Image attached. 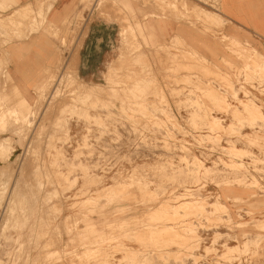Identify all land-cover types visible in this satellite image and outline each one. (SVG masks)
Instances as JSON below:
<instances>
[{"label": "rangeland", "instance_id": "374dc122", "mask_svg": "<svg viewBox=\"0 0 264 264\" xmlns=\"http://www.w3.org/2000/svg\"><path fill=\"white\" fill-rule=\"evenodd\" d=\"M170 1L0 26V264H264V41L219 0ZM90 21L93 74L63 68Z\"/></svg>", "mask_w": 264, "mask_h": 264}, {"label": "crops", "instance_id": "0c3cea01", "mask_svg": "<svg viewBox=\"0 0 264 264\" xmlns=\"http://www.w3.org/2000/svg\"><path fill=\"white\" fill-rule=\"evenodd\" d=\"M36 0H0V14H5L9 10L19 9L24 7L25 5H29L31 11H34V17H36L37 12H42V19L45 17V12L47 13V17L54 20L51 22L54 24V30L57 28H61L59 33L64 32V27L62 26L63 20L71 14L72 10L77 9V3L79 0H39V3L36 6L32 7L33 2ZM79 4V3H78ZM220 5V13L227 18L234 25L241 27L248 32H250L256 39L264 41V0H219ZM30 18L29 22L32 25L33 20ZM56 23V24H55ZM26 24V23H25ZM23 24V25H25ZM108 28V24L103 21H90L87 25L86 32L81 40V45L78 49V54L73 52L69 58L65 59V63L63 64V68L67 67L69 70H74L75 63H77V56L79 60L78 72L82 74H93L92 70H89V67L86 65V60L88 58H94L95 56L92 54H88L93 51L94 53L100 51L98 48L92 50V46L94 43H101L103 38L102 35L98 34L100 31L103 32L104 29ZM174 25L166 26L167 32H172L173 34ZM169 32V33H170ZM55 35V36H56ZM38 36V35H37ZM183 39V38H182ZM64 39L61 36L59 39H46V41L42 44H38L37 47L39 50L37 51V57L40 60H44L48 65H57L60 56L56 52L55 48H59L61 51L62 58V45ZM210 48H217L215 44L207 43ZM83 52H87V55H83ZM76 57V62L71 61V56L74 55ZM61 59V63H62ZM83 60L85 63H83ZM85 64V65H84ZM12 63L7 65V69L12 72L14 69Z\"/></svg>", "mask_w": 264, "mask_h": 264}, {"label": "bare ground", "instance_id": "6f19581e", "mask_svg": "<svg viewBox=\"0 0 264 264\" xmlns=\"http://www.w3.org/2000/svg\"><path fill=\"white\" fill-rule=\"evenodd\" d=\"M183 1V0H182ZM174 2H177V0H174ZM174 2H171L170 1V4L172 3V4H174ZM170 7V6H169ZM28 9H30V6L27 4V5H25L24 7H21V8H19V9H15V11H18L17 13H15V14H13L12 12H11V15H9V14H7L6 15V17H2V19H4V20H0V26L1 25H6V24H9V25H22V23L23 22H25V18H23V16H24V14H27V13H25V10H28ZM12 11H14V10H12ZM31 11V10H30ZM104 13V12H103ZM211 13H205V16H207V17H209V16H211L210 15ZM28 15V14H27ZM25 17V16H24ZM23 19V20H22ZM23 21V22H22ZM64 22H66V21H63V25H64ZM25 24V23H24ZM62 25V26H63ZM123 26V25H122ZM15 27V26H14ZM3 27H1V29H2ZM17 28H18V26H17ZM7 29V28H6ZM56 30H58L59 32L61 31V28L59 27V28H57ZM1 31V30H0ZM2 31H4V30H2ZM57 31V32H58ZM122 33V32H121ZM123 34V33H122ZM126 34V33H125ZM124 34V35H125ZM124 39V38H123ZM127 40V39H126ZM124 41V40H123ZM123 44H125L124 42H122ZM122 45V44H121ZM123 47V46H122ZM121 47V48H122ZM128 46H126V48H127ZM120 48V47H119ZM124 48V47H123ZM120 50V49H119ZM122 50H125V49H122ZM121 52V51H120ZM128 52H130V51H128ZM257 52V51H256ZM122 53V52H121ZM77 54V53H76ZM122 55V54H121ZM126 57V56H125ZM254 58H256V57H254ZM127 59V58H126ZM205 59V58H204ZM121 60V59H120ZM206 60V59H205ZM256 60H257V62H255V63H258V59L256 58ZM71 61L74 63V62H76V57H75V53H74V55H72L71 56ZM116 64V63H115ZM116 66V65H115ZM260 70V69H259ZM235 93V92H234ZM86 97H90V95H87ZM223 102H224V100H223ZM225 103V102H224ZM241 113V114H240ZM237 114H240V118L239 119H237ZM236 114V116L234 117L235 119H237V120H240V119H244L245 117H247V119H251V118H253V117H255V116H261V112L259 111V109L255 106V105H250V106H245V107H243L241 110H239L238 111V113ZM219 127H221V126H219ZM214 128V127H213ZM231 132V130H229L228 131V134ZM229 140V139H228ZM9 141V140H8ZM230 141V140H229ZM0 142H1V140H0ZM10 142V141H9ZM6 145V144H5ZM4 147H2L1 149H3ZM6 148V147H5ZM8 148V151H9V147H7ZM6 150V149H5ZM4 149L2 150V152L3 151H5ZM1 152V153H2ZM3 153H5V152H3ZM199 165V164H198ZM198 165L196 164L195 166H190L189 168H191L190 169V174H195L197 171H198ZM207 169V168H206ZM8 178V177H7ZM4 180H6V178L4 179ZM8 180V179H7Z\"/></svg>", "mask_w": 264, "mask_h": 264}]
</instances>
